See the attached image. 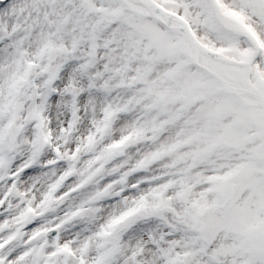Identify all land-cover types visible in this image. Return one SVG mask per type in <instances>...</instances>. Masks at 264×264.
<instances>
[{
    "label": "snow or ice",
    "instance_id": "1",
    "mask_svg": "<svg viewBox=\"0 0 264 264\" xmlns=\"http://www.w3.org/2000/svg\"><path fill=\"white\" fill-rule=\"evenodd\" d=\"M0 264H264V0H0Z\"/></svg>",
    "mask_w": 264,
    "mask_h": 264
}]
</instances>
